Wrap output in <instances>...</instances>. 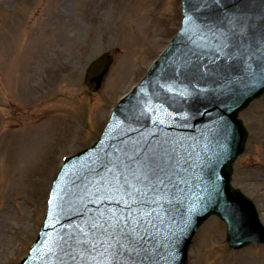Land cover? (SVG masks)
<instances>
[{
	"label": "rangeland",
	"instance_id": "1",
	"mask_svg": "<svg viewBox=\"0 0 264 264\" xmlns=\"http://www.w3.org/2000/svg\"><path fill=\"white\" fill-rule=\"evenodd\" d=\"M180 19L181 0H0V264L26 256L63 159L96 141ZM106 51H115L114 63L91 93L86 69ZM239 116L248 137L232 185L264 224V94ZM225 235L224 223L209 218L188 264H264V245L232 250Z\"/></svg>",
	"mask_w": 264,
	"mask_h": 264
},
{
	"label": "water",
	"instance_id": "2",
	"mask_svg": "<svg viewBox=\"0 0 264 264\" xmlns=\"http://www.w3.org/2000/svg\"><path fill=\"white\" fill-rule=\"evenodd\" d=\"M195 4L196 0H189L187 5L184 3V17L188 9H192L200 19H208L210 15L218 14L219 11H223L225 15L239 14L248 25L246 38H242V43L238 39L234 47L227 52H220L217 56L218 49L211 43L207 47H193L191 38L196 30L190 28L184 19L179 34L172 40L166 52L152 65L146 78L120 101L103 139L83 157L67 160L72 162L60 172L59 176L62 178L58 177L55 181L59 182L53 192L49 220L41 243L25 264H53L57 259L59 252L53 247L58 240L57 234L68 230L78 219L76 212L79 210V203L77 202L72 208L68 207V201L75 200L74 181L91 161L103 154L110 144L116 143L125 135H135L132 128L138 127L144 133L162 129L163 135L170 137L179 145L182 159L185 156L187 159L192 158L195 154L201 157L203 149L209 145L207 140L210 137L206 139L205 133L211 122L220 118L223 113H226L223 130L226 133L225 137L230 140V153L221 165L215 166L212 163L215 173L222 176L223 188L220 190L215 188L214 184H210L206 196L200 193L195 198L203 205L194 218V226L196 227L202 218L211 212L224 215L229 225V240L236 243V246H241L246 240L239 238L235 219L237 211L240 213L242 209L244 210L241 212L242 216L241 213L239 214L241 221L246 225L249 223L251 226H248L249 231L254 236L264 239V233L254 231L253 215L255 217L256 215L253 207L250 204L245 205L242 197L239 199L229 197L223 185L224 182L227 184L231 163L242 151L247 136L241 121L237 120V114L251 99L264 92V76L260 72L264 69V43H262L264 0H223L218 6L209 3L200 10H196ZM112 59L110 53H104L89 67L85 80L92 91L100 88ZM213 89L215 91H212ZM145 101L151 102L154 111L144 114L136 124L130 126L132 114L139 113L145 106ZM153 120L163 123L154 125ZM221 124L215 123L210 131H215L216 134L222 133ZM188 167L181 173L182 194L191 177L200 181L203 187L207 183L204 178L205 168L200 170L193 168L186 176ZM171 217L172 214H169L159 225V231L166 235L172 232ZM50 250L55 254H50Z\"/></svg>",
	"mask_w": 264,
	"mask_h": 264
},
{
	"label": "snow or ice",
	"instance_id": "3",
	"mask_svg": "<svg viewBox=\"0 0 264 264\" xmlns=\"http://www.w3.org/2000/svg\"><path fill=\"white\" fill-rule=\"evenodd\" d=\"M188 2L185 0L186 5ZM209 3L218 6L223 0H196L195 8L200 10ZM184 19L196 30L193 47L211 43L218 49L217 56L234 47L238 39L242 43L248 31L239 14L219 11L200 19L188 9ZM260 72L264 76V69ZM151 111V102L145 101L140 112L132 114L130 126ZM132 131L136 134L110 144L74 181L75 200H69L68 207L79 203L78 219L57 234L53 247L59 256L53 264H159L151 259L159 225L179 199L181 173L190 165L186 156L181 158L179 145L163 135L162 129L144 133L136 127ZM50 254L55 253L50 250Z\"/></svg>",
	"mask_w": 264,
	"mask_h": 264
},
{
	"label": "bare ground",
	"instance_id": "4",
	"mask_svg": "<svg viewBox=\"0 0 264 264\" xmlns=\"http://www.w3.org/2000/svg\"><path fill=\"white\" fill-rule=\"evenodd\" d=\"M225 157H226V156H225ZM217 176H221V175H220V174H217ZM38 229H39V228L36 229L37 232H38ZM201 260H202V258H200V259L196 262V264H200V263H201ZM215 262H216V261H215ZM239 262H240V260H236V261H235V264H239ZM218 263H219V262H218ZM218 263H216V264H218ZM226 263H227V264H232V261L229 260V261H227ZM226 263H225V264H226ZM241 263H242V262H241ZM241 263H240V264H241ZM219 264H220V263H219Z\"/></svg>",
	"mask_w": 264,
	"mask_h": 264
}]
</instances>
